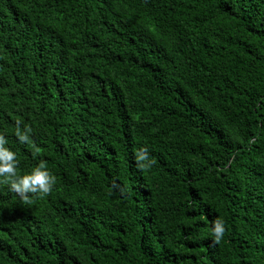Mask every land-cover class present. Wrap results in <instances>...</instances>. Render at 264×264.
I'll use <instances>...</instances> for the list:
<instances>
[{
    "label": "trees",
    "instance_id": "obj_1",
    "mask_svg": "<svg viewBox=\"0 0 264 264\" xmlns=\"http://www.w3.org/2000/svg\"><path fill=\"white\" fill-rule=\"evenodd\" d=\"M0 133V264H264V0H0Z\"/></svg>",
    "mask_w": 264,
    "mask_h": 264
},
{
    "label": "clouds",
    "instance_id": "obj_2",
    "mask_svg": "<svg viewBox=\"0 0 264 264\" xmlns=\"http://www.w3.org/2000/svg\"><path fill=\"white\" fill-rule=\"evenodd\" d=\"M30 129L25 126L23 130L17 123L16 135L20 142L29 140ZM16 152L8 145L7 137L0 133V179L8 184L9 188L16 192L22 200H28L29 194H47L54 186L56 179L44 161H39L34 167L26 171H18L19 161ZM136 159L142 167L152 163L148 159V148L142 147L136 153ZM146 162V163H144ZM223 219H216L213 223L212 234L215 240H220L224 234Z\"/></svg>",
    "mask_w": 264,
    "mask_h": 264
}]
</instances>
